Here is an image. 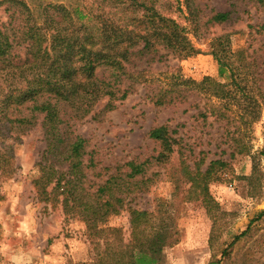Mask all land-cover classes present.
<instances>
[{
    "label": "rangeland",
    "instance_id": "1",
    "mask_svg": "<svg viewBox=\"0 0 264 264\" xmlns=\"http://www.w3.org/2000/svg\"><path fill=\"white\" fill-rule=\"evenodd\" d=\"M49 1L71 5L81 1L120 23L129 13L126 0L114 5L112 0H42L43 4ZM168 1L170 6L162 11L188 28L196 50L178 58L161 48L163 56L149 63L145 84L98 118L89 115L72 125L75 134L88 140V178L96 187L106 177L105 166L151 159L146 172L153 178L149 189L132 194L126 202L155 211L169 229L178 230V242L165 246L156 264H207L213 256L222 264H264V216L259 215L264 210V9L258 0H196L203 21L213 11H230L227 21L207 22L210 26L196 35L189 32L184 0H159L158 6ZM4 7L0 6V21L8 19ZM242 49L243 54L231 56L230 62L240 66L250 60L255 74L252 78L250 71L236 73L238 83L231 88L237 102L209 98L200 90H188L180 100L164 105L148 96L158 84L190 78L230 82L229 73L220 74L214 51ZM211 101L227 112L226 117L210 113ZM160 124L169 125L178 137L174 151L163 162L152 157L160 146L149 136L150 128ZM0 144L12 147L14 153L13 170H0V264L92 261L93 245L85 221L66 215L60 203L42 201L36 194L32 179L45 148L40 124L9 134ZM217 158L230 166L222 179L209 183L212 200L206 205L189 199L182 161L191 167L202 161L204 169ZM129 219V211L122 209L109 216L105 225L121 227L128 240Z\"/></svg>",
    "mask_w": 264,
    "mask_h": 264
},
{
    "label": "trees",
    "instance_id": "2",
    "mask_svg": "<svg viewBox=\"0 0 264 264\" xmlns=\"http://www.w3.org/2000/svg\"><path fill=\"white\" fill-rule=\"evenodd\" d=\"M119 1L112 0L111 4ZM126 1L129 13L127 20L120 23L118 19H106L103 11L81 1L71 5L0 0V6L5 5L8 12V19L0 21V142L9 134L24 133L40 124L45 148L32 179L36 194L42 201L60 203L66 215L81 217L93 245L92 261L73 264H156L164 247L179 240L178 230L172 229L169 235L172 230L155 211L126 202L132 194L149 189L153 178L146 172L151 159L105 166L106 177L95 187L88 178L85 162L88 140L72 129L76 121L89 115L98 118L112 110L139 84H145L149 63L163 56L161 48L178 58L196 50L188 28L162 11L170 6V1L164 6H158L159 0ZM258 2L264 9V0ZM184 3L189 32L196 35L202 27L230 17L229 10H212L207 21H203L196 0ZM243 51H214L220 74L229 73L230 82L190 78L186 82L158 84L148 96L157 105H164L180 100L188 90H200L209 98L235 102L238 96L231 86L238 83L236 73L251 72L252 78L255 74V68L250 71L254 64L250 60L240 66L230 62L231 56L242 55ZM211 106L212 115L226 117L227 112L212 101ZM149 136L160 146L152 156L154 160L167 161L178 142L175 130L160 124L150 128ZM13 158V148L0 144V170L12 171ZM201 163L191 167L182 161L181 173L189 183L187 197L208 205L213 198L209 183L222 179L230 164L217 158L203 169ZM122 209L130 213L128 240L121 227L105 225L109 216ZM259 215L264 216V210ZM246 232L247 229L240 235ZM207 264L222 263L213 256Z\"/></svg>",
    "mask_w": 264,
    "mask_h": 264
}]
</instances>
